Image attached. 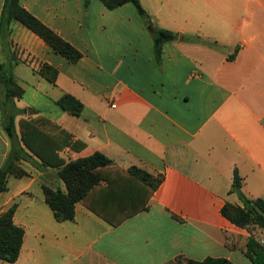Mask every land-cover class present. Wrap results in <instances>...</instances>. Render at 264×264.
<instances>
[{
    "label": "crops",
    "instance_id": "0c3cea01",
    "mask_svg": "<svg viewBox=\"0 0 264 264\" xmlns=\"http://www.w3.org/2000/svg\"><path fill=\"white\" fill-rule=\"evenodd\" d=\"M140 3L151 26L131 4L108 10L100 0L87 8L83 0H20L82 54L71 64L18 21L3 19L0 0V65L23 90L2 104L0 83V168L18 155L25 172L9 176L0 194V213L14 208V224L24 230L18 260L0 264H188L207 257L252 264L225 246L250 233L220 211L240 205L230 193L234 170L247 198H264V0H167L164 8L173 3L175 10L161 29L179 40L164 44L159 63L151 32L162 16L152 11L163 5ZM179 7L191 12L177 15ZM41 63L57 70L55 85L38 74ZM66 94L82 104L78 117L57 105ZM13 114L9 137L4 124ZM38 116L83 144L62 150L66 160L98 152L124 171L163 176L147 209L111 227L77 204L72 221L56 222L42 186H65L56 170L24 160L30 152L19 138V120ZM252 234L264 245L259 229Z\"/></svg>",
    "mask_w": 264,
    "mask_h": 264
},
{
    "label": "trees",
    "instance_id": "16d2710c",
    "mask_svg": "<svg viewBox=\"0 0 264 264\" xmlns=\"http://www.w3.org/2000/svg\"><path fill=\"white\" fill-rule=\"evenodd\" d=\"M108 10H114L125 4H131L142 20L144 27L151 26L150 18L143 9L140 0H100ZM87 8L89 0H83ZM2 18L8 23L16 20L38 36L55 54L71 64L77 63L82 54L53 30L45 26L26 9L20 0H5ZM179 40V35L164 29L151 32L152 53L156 63L161 60L164 44ZM204 43L202 41H198ZM207 44V43H204ZM210 45V44H207ZM38 74L55 85L58 72L53 67L41 63ZM0 83L3 86L2 104L11 103L23 95V90L13 79L11 69L0 65ZM57 105L72 116L78 117L82 104L66 94ZM14 116L9 115L4 130L9 137L15 135ZM19 138L24 148V160L37 169H54L63 182L65 191L42 186L45 203L52 211L56 222L72 221L74 209L81 204L86 210L111 227H118L126 219L147 209V204L163 181V176L131 167L126 171L113 166L112 161L101 153H93L85 158L66 160L60 155L65 148L75 149L77 144L72 136L51 122L38 116L34 119H20L18 122ZM34 158H37L35 161ZM18 155L9 156L0 168V194L6 191L9 176H23L17 162ZM243 180L234 170L231 194H235L240 205L225 203L221 215L237 228L247 230L248 237L237 236L225 243L229 249L241 251L252 264H264V245L252 234L259 229L264 234V198L249 199L242 192ZM14 208L0 213V263H14L18 260L22 246L24 230L13 221ZM175 217V216H174ZM188 264H234L225 258L207 257L202 261H187Z\"/></svg>",
    "mask_w": 264,
    "mask_h": 264
},
{
    "label": "rangeland",
    "instance_id": "374dc122",
    "mask_svg": "<svg viewBox=\"0 0 264 264\" xmlns=\"http://www.w3.org/2000/svg\"><path fill=\"white\" fill-rule=\"evenodd\" d=\"M144 2H145V0H144ZM161 3L163 5V9L162 10L152 11V12H156V13L158 12L162 16L160 21H154V24H156V26H158V28H160V29L169 26V22L171 21V18H172L170 16V14L172 12L171 10H175V9H172L174 2L173 3H168L166 8H164V5L167 4V0H161ZM179 8L177 10H183V11H178L177 15H179L182 12H185V13L186 12H189V13L191 12L190 9L185 10V9H182V8L179 9Z\"/></svg>",
    "mask_w": 264,
    "mask_h": 264
}]
</instances>
